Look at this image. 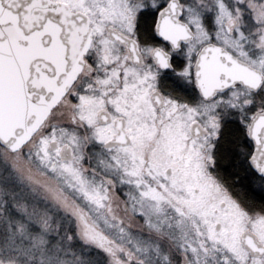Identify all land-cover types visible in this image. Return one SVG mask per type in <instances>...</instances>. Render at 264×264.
I'll return each mask as SVG.
<instances>
[{
	"label": "snow or ice",
	"instance_id": "6c2138e0",
	"mask_svg": "<svg viewBox=\"0 0 264 264\" xmlns=\"http://www.w3.org/2000/svg\"><path fill=\"white\" fill-rule=\"evenodd\" d=\"M0 264H264V0H0Z\"/></svg>",
	"mask_w": 264,
	"mask_h": 264
}]
</instances>
